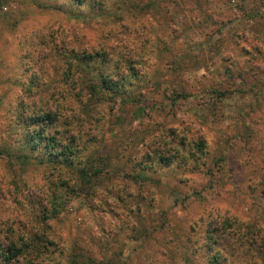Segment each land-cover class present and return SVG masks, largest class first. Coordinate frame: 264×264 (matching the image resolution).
I'll return each instance as SVG.
<instances>
[{
	"label": "rangeland",
	"instance_id": "obj_1",
	"mask_svg": "<svg viewBox=\"0 0 264 264\" xmlns=\"http://www.w3.org/2000/svg\"><path fill=\"white\" fill-rule=\"evenodd\" d=\"M0 149V230L58 264H264V0H0Z\"/></svg>",
	"mask_w": 264,
	"mask_h": 264
},
{
	"label": "trees",
	"instance_id": "obj_2",
	"mask_svg": "<svg viewBox=\"0 0 264 264\" xmlns=\"http://www.w3.org/2000/svg\"><path fill=\"white\" fill-rule=\"evenodd\" d=\"M125 80L122 79L120 81H112L111 79H107L106 76L102 74L98 75V85L99 88L104 91H118L123 88L125 84ZM54 120V119H53ZM52 120V121H53ZM29 123V125H32ZM41 130L30 131L26 130V139L28 142V146L31 147V151H37V154L40 156H35V160L39 165L49 164L53 165V168L61 166L64 169H70L75 172V175L79 179V183H87L90 177L94 179L100 173L99 170H87L85 166L74 165V159L77 158V152L79 151L78 146L76 148L74 145H71L72 140L65 145H60L55 142V140H51L49 137H41ZM43 138V142L40 143V139ZM74 141V140H73ZM74 146V147H73ZM183 151L185 153L184 159H189L190 161H194L200 156L205 154V146L203 141H195L191 143H181ZM0 155L5 156L6 158H13L15 161L24 163L26 160H29L28 156L25 155H11L7 153L5 150L0 149ZM170 158H165L159 155L158 162H162L163 164H169ZM58 172L60 169H56ZM90 172V174H88ZM136 178V177H135ZM140 178V177H138ZM78 186L73 188L74 191H78ZM52 213H55L53 207H51ZM8 230V231H7ZM24 230V233H20L17 231H13L10 228H6V230H0V264H58V261L52 258L50 255L53 254L52 248L54 247L53 241L46 233L44 228L34 229L33 232H27L28 230ZM8 234V235H1ZM71 262V261H70ZM75 264V259H73L72 264Z\"/></svg>",
	"mask_w": 264,
	"mask_h": 264
}]
</instances>
